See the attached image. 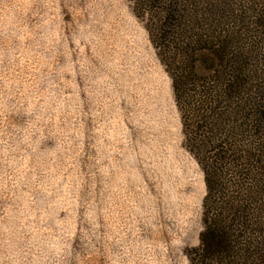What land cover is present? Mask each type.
<instances>
[{
  "label": "rangeland",
  "instance_id": "rangeland-1",
  "mask_svg": "<svg viewBox=\"0 0 264 264\" xmlns=\"http://www.w3.org/2000/svg\"><path fill=\"white\" fill-rule=\"evenodd\" d=\"M208 4L213 31L238 9ZM159 21L136 0H0V264H189L206 189Z\"/></svg>",
  "mask_w": 264,
  "mask_h": 264
},
{
  "label": "trees",
  "instance_id": "trees-1",
  "mask_svg": "<svg viewBox=\"0 0 264 264\" xmlns=\"http://www.w3.org/2000/svg\"><path fill=\"white\" fill-rule=\"evenodd\" d=\"M136 2L162 19L156 48L174 56L185 148L203 173L202 229L185 256L189 264H264V0H238L218 31L206 23L209 0Z\"/></svg>",
  "mask_w": 264,
  "mask_h": 264
}]
</instances>
